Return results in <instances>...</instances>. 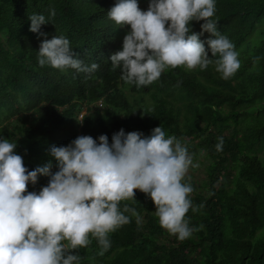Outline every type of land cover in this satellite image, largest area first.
<instances>
[{
  "label": "trees",
  "instance_id": "16d2710c",
  "mask_svg": "<svg viewBox=\"0 0 264 264\" xmlns=\"http://www.w3.org/2000/svg\"><path fill=\"white\" fill-rule=\"evenodd\" d=\"M114 2L0 0V138L16 141L14 152L32 170L50 159L49 146L67 145L78 135L105 134L111 143L120 128L148 135L160 125L166 136L209 160L200 183L187 176L182 181L193 189L186 213L191 235H170L158 224L150 197L134 189V198L120 207L135 215L125 213L129 222L110 233L103 254L91 237L72 250L79 264H264V0H216L217 29L239 54L232 77L222 79L214 64L178 66L139 89L108 59L127 29L106 17ZM138 6L146 9L147 0ZM51 11V22L41 25L46 36L29 31L28 15L48 18ZM201 22L191 21V31L200 32ZM53 35L67 37L78 58L98 68L85 74L38 66L39 43ZM210 36L204 31L199 38ZM51 170H57L54 162ZM47 180L38 175L26 190L38 191Z\"/></svg>",
  "mask_w": 264,
  "mask_h": 264
},
{
  "label": "clouds",
  "instance_id": "9594fccd",
  "mask_svg": "<svg viewBox=\"0 0 264 264\" xmlns=\"http://www.w3.org/2000/svg\"><path fill=\"white\" fill-rule=\"evenodd\" d=\"M215 10L216 0H147L144 10L138 0H115L106 17L127 29L121 48L108 57L111 67L138 89L178 66L203 70L214 64L220 77L229 79L240 67L239 54L217 29ZM54 15H28L29 31L46 36L41 25ZM191 21H202L200 32L191 31ZM204 31L211 36L202 41ZM36 61L40 67L85 74L99 66L78 58L63 35L41 40ZM84 113L85 107L78 123ZM220 146L216 144L217 150ZM15 147L16 141L0 138V264H79L78 251L72 250L87 246L90 237L103 254L110 247V233L129 222L125 213L135 215L127 205L120 207L121 201L134 198V189L150 197L158 224L177 240L193 231L186 218L193 189L182 182L193 166L192 155L160 125L148 135L120 128L112 133L111 143L105 134L95 139L78 135L67 145L49 146L50 159L32 170L26 169ZM38 175L48 177L46 185L27 191Z\"/></svg>",
  "mask_w": 264,
  "mask_h": 264
},
{
  "label": "rangeland",
  "instance_id": "374dc122",
  "mask_svg": "<svg viewBox=\"0 0 264 264\" xmlns=\"http://www.w3.org/2000/svg\"><path fill=\"white\" fill-rule=\"evenodd\" d=\"M189 153L192 155L193 166H190L186 175L190 180L200 183L205 176V167L209 160L204 153L197 149L188 148Z\"/></svg>",
  "mask_w": 264,
  "mask_h": 264
}]
</instances>
